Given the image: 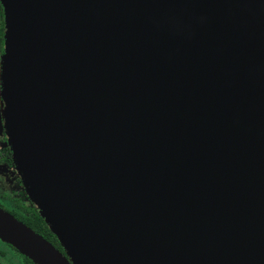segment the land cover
<instances>
[{
  "label": "water",
  "instance_id": "95a60500",
  "mask_svg": "<svg viewBox=\"0 0 264 264\" xmlns=\"http://www.w3.org/2000/svg\"><path fill=\"white\" fill-rule=\"evenodd\" d=\"M2 5L12 151L64 253L0 208L1 241L34 264H264V0Z\"/></svg>",
  "mask_w": 264,
  "mask_h": 264
},
{
  "label": "flooded vegetation",
  "instance_id": "af4514ba",
  "mask_svg": "<svg viewBox=\"0 0 264 264\" xmlns=\"http://www.w3.org/2000/svg\"><path fill=\"white\" fill-rule=\"evenodd\" d=\"M4 32L5 10L3 5H0V208L22 223H31L41 216L28 193L21 169L14 160L13 149L5 127L1 80ZM0 264H28V262L15 248L0 240Z\"/></svg>",
  "mask_w": 264,
  "mask_h": 264
},
{
  "label": "trees",
  "instance_id": "16d2710c",
  "mask_svg": "<svg viewBox=\"0 0 264 264\" xmlns=\"http://www.w3.org/2000/svg\"><path fill=\"white\" fill-rule=\"evenodd\" d=\"M29 228L43 236L48 242H50L53 246H55L58 250L64 253L63 248L61 247L57 237L51 232L46 222L38 216L36 220H33L31 223L24 222ZM26 258V257H25ZM28 264H34L28 258H26Z\"/></svg>",
  "mask_w": 264,
  "mask_h": 264
},
{
  "label": "bare ground",
  "instance_id": "6f19581e",
  "mask_svg": "<svg viewBox=\"0 0 264 264\" xmlns=\"http://www.w3.org/2000/svg\"><path fill=\"white\" fill-rule=\"evenodd\" d=\"M4 66H5V65L3 64V67H4ZM1 80H2V83H3V72H2V75H1ZM2 97H3L4 116H5V127H6V130H7L8 136H9L10 145H11L12 149L14 150L15 147H14L13 144H11V137H10V135H9V128H8V124H7L8 108H7V103H6V101H5V92H4V90H3V92H2ZM21 172H22V171H21ZM22 175H23V173H22ZM27 189H28V193H29L30 197H31L32 200L35 202L34 204L38 203V200H37L36 195H35V193L33 192L32 188L29 186V188H27ZM36 206H37V205H36Z\"/></svg>",
  "mask_w": 264,
  "mask_h": 264
},
{
  "label": "snow or ice",
  "instance_id": "6c2138e0",
  "mask_svg": "<svg viewBox=\"0 0 264 264\" xmlns=\"http://www.w3.org/2000/svg\"><path fill=\"white\" fill-rule=\"evenodd\" d=\"M3 2H4V0H0V5H2V4H3Z\"/></svg>",
  "mask_w": 264,
  "mask_h": 264
},
{
  "label": "rangeland",
  "instance_id": "374dc122",
  "mask_svg": "<svg viewBox=\"0 0 264 264\" xmlns=\"http://www.w3.org/2000/svg\"><path fill=\"white\" fill-rule=\"evenodd\" d=\"M15 160V159H14ZM16 162V161H15Z\"/></svg>",
  "mask_w": 264,
  "mask_h": 264
}]
</instances>
